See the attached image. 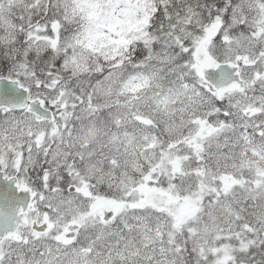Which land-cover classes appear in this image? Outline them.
<instances>
[{
	"label": "snow or ice",
	"instance_id": "obj_1",
	"mask_svg": "<svg viewBox=\"0 0 264 264\" xmlns=\"http://www.w3.org/2000/svg\"><path fill=\"white\" fill-rule=\"evenodd\" d=\"M0 264H264V0H0Z\"/></svg>",
	"mask_w": 264,
	"mask_h": 264
}]
</instances>
